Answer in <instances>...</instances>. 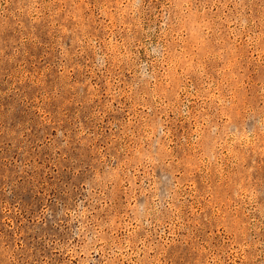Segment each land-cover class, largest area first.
<instances>
[{"label": "rangeland", "instance_id": "rangeland-1", "mask_svg": "<svg viewBox=\"0 0 264 264\" xmlns=\"http://www.w3.org/2000/svg\"><path fill=\"white\" fill-rule=\"evenodd\" d=\"M0 264H264V0H0Z\"/></svg>", "mask_w": 264, "mask_h": 264}]
</instances>
